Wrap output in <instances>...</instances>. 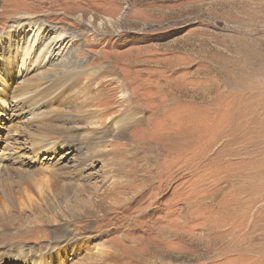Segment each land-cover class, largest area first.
I'll return each instance as SVG.
<instances>
[{
    "label": "rangeland",
    "instance_id": "374dc122",
    "mask_svg": "<svg viewBox=\"0 0 264 264\" xmlns=\"http://www.w3.org/2000/svg\"><path fill=\"white\" fill-rule=\"evenodd\" d=\"M0 40V177L75 172L93 155L78 183L106 193L64 204L95 211L72 227L0 210V264H100L103 249L116 264H264V0H0ZM37 40L29 71L9 73ZM62 59L107 70L61 94L41 75ZM117 83L135 113L119 138Z\"/></svg>",
    "mask_w": 264,
    "mask_h": 264
},
{
    "label": "bare ground",
    "instance_id": "6f19581e",
    "mask_svg": "<svg viewBox=\"0 0 264 264\" xmlns=\"http://www.w3.org/2000/svg\"><path fill=\"white\" fill-rule=\"evenodd\" d=\"M68 37L69 36L67 34H64V33L59 34L55 38L51 39L48 43H46L45 44L46 46L41 48V50L39 52V54H41V56L43 57L44 60L37 59L35 67L36 68L43 67V66H45V64L48 61L50 63L53 53L55 54L54 51L59 49L57 44L61 43V41L63 39H66ZM39 40H37L34 43L32 42L31 44H29L28 49L26 51H23L20 47H18V49H16V51L13 53L14 56L12 55V59L10 56V60L9 61L7 60L4 63V66L8 69L9 73H14L16 70H18V74H19V76H21L22 74L29 71V57L31 55H33V52H34L33 50L35 48L39 47V45H37V47H36V44L39 42ZM0 42H1V40H0ZM63 42H64V40H63ZM1 44H2V42H1ZM15 57H17V58L15 59ZM42 64H43V66H41ZM51 65H52L51 66L52 69H50L47 73L42 74L41 77L43 79L49 80L51 82V85L49 87L52 91L57 92V90H59V91L61 90V94L65 93L68 90H71V89L73 90V88H76L79 86H80L81 90L85 92L86 83L84 82V80L90 79V78L93 80L95 78V76L97 77L95 79H98L100 77V75H103L105 73V71L107 70L106 67H103L104 65L92 67L93 64H92L91 68L84 69L82 63L80 64L79 62L72 61L71 59H62L58 64L54 63ZM88 82H90V81H87V83ZM81 84H82V86H81ZM117 84H118V86L114 89L122 91V96H121L122 97V99H121L122 103L123 102L128 103L127 104L128 105L127 106L128 111L126 113L124 111V114L120 113L116 118H114V121L111 124L113 126L112 133L115 134L114 135L115 137L119 138L126 133L124 130L125 129L124 125L127 124V121H129L130 119L133 118L135 113H132L131 109L129 110L131 103H130L128 95L125 92H123V88H124L123 85H120V83H117ZM110 85H112V83ZM88 89H91V88L88 87ZM54 92H52V93L55 94ZM54 97H55V95H54ZM3 102H6V101H3ZM124 106H126V105H124ZM105 117H106L105 112L100 113L97 116L96 121L94 122L95 126H97V127L105 126L104 125L105 124L104 123ZM80 120H83V117ZM100 124H102V125H100ZM37 129H39V128H37ZM73 129H74L73 127L70 129L64 128L65 131L66 130L69 131V130H73ZM64 130H62V128L58 129V131L59 132L61 131L62 133L65 132ZM27 131H29V130H27ZM40 131H42V130H40ZM84 131H85V129H84ZM92 131L94 132V130H92ZM97 131L99 133L95 132L96 134L94 133V135H97V134L100 135L103 130H97ZM43 132H41V133H43ZM48 133L49 132L47 131V133H45L44 135H41V134L34 135L33 133L30 132L29 138H30L31 144L33 145L32 147L40 148L43 144H45V142L47 141V138H48ZM64 135H66L65 137H63L64 140H70L67 137V134H64ZM86 135L89 136L88 132H86ZM86 135H85V137H87ZM105 136H106V134H102L99 137V139L102 141V139ZM97 139L95 138V140H97ZM99 139H98V141H99L98 143H100ZM94 142H91L90 144H95ZM93 149H95V148H93ZM99 152H100V150H99ZM93 158H94L93 155L89 156L88 158H84L83 161L80 163V166H79L80 170H77L75 172L62 169L63 171L57 172L56 174L53 175L51 173L49 174V173H45V172L33 173V172H25V171L24 172H18L17 171L18 173H7L4 171L5 173H4V175H2L3 178L0 177V210H3V212L11 219V221H15L16 219L20 220L21 218L23 219V217H21V215H23L24 213L28 214L29 212H31L32 215L36 216V212H40L39 213V216H40L39 220H41L42 223H45L47 221L48 222L47 224L53 225V224L59 223L61 220L69 218L68 220L65 221L66 225H68V227H72L73 225L76 226L77 222H73V221L79 220V219L82 220L83 218L85 219V218L92 217V214L95 213V211L87 209V210H84L83 215L78 216V215H75L74 213H72L70 209L63 207L64 204L71 205L73 203V201H76V200H79V202H80L81 196H83V195L86 197H89L88 201L95 202V204H97V203L100 204V202H99V200H101L100 197L102 195L106 194L105 192H100L101 190H99L98 188H95V184L90 185L89 183H84V184L78 183L80 180V176L83 173L82 168L86 165V163H89V161L93 162L92 161ZM84 169H86V168H84ZM65 177L73 178L75 180V183H73V185L69 181H67V184L62 183V182H64ZM87 188H90V189L92 188V190H93L92 194H90V192H89V190H87ZM39 200L45 204L44 207H42L43 205L41 206V204L40 205L37 204V201L39 203ZM84 204L86 206L87 202H85ZM94 207H96V206L94 205ZM98 208H99V210L105 209V207H98ZM61 211H63V212H61ZM118 211H116V212H118ZM97 212H98V210H97ZM37 215H38V213H37ZM24 216H26V215H24ZM82 216H84V217H82ZM34 218L35 219L33 222L37 223L36 220H38L39 217L36 216ZM3 219L5 220V215H4ZM25 219H24V221H25ZM96 220H98V219H96ZM79 222H80V220H79ZM39 225H41V224H39ZM55 230H57V229H55ZM113 253L114 252H111V249H103V250L98 251V254H99L98 258H99L100 264L104 263V262L106 264L108 262H114L116 264ZM106 256H108V257H106ZM93 257L94 256L90 257V255H89L88 260L91 261L92 260L91 258H93Z\"/></svg>",
    "mask_w": 264,
    "mask_h": 264
}]
</instances>
